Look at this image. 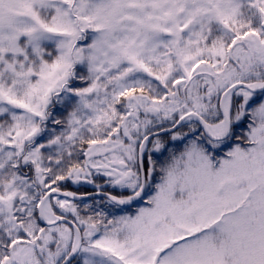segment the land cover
Returning <instances> with one entry per match:
<instances>
[{
	"label": "snow or ice",
	"instance_id": "obj_1",
	"mask_svg": "<svg viewBox=\"0 0 264 264\" xmlns=\"http://www.w3.org/2000/svg\"><path fill=\"white\" fill-rule=\"evenodd\" d=\"M0 264H264V0H0Z\"/></svg>",
	"mask_w": 264,
	"mask_h": 264
}]
</instances>
